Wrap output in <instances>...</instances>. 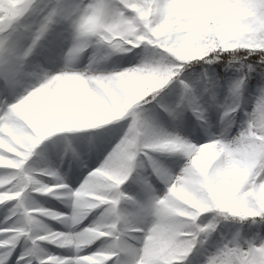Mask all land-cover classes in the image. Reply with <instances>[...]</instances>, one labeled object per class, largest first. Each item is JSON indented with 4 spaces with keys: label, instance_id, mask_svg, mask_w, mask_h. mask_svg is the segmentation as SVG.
I'll return each mask as SVG.
<instances>
[{
    "label": "rangeland",
    "instance_id": "1",
    "mask_svg": "<svg viewBox=\"0 0 264 264\" xmlns=\"http://www.w3.org/2000/svg\"><path fill=\"white\" fill-rule=\"evenodd\" d=\"M154 1L156 9L145 15L138 10L145 0H0V50L24 32L33 35V44L40 42L39 55L31 59L36 67L43 62V70L46 60L57 53L49 74L31 78L33 82L20 96L4 95L1 84L6 78L0 72V231L23 233L24 247L38 241L48 248L31 261L42 257L49 262L39 264H87L83 255L95 248L102 257L109 255V264H264V67L256 71L240 53V49L264 52V0H205L200 7L194 2ZM80 8L89 9L88 13ZM17 25L20 29L15 33ZM213 34L220 47L217 55L210 58L214 53L206 50L201 59L190 60L192 39ZM108 37H114L118 56L97 60L95 45L90 43L109 48ZM144 47L151 53H145ZM105 60L108 63L101 74L115 72L119 82L131 87L121 113L114 109V118L89 126L94 131L111 126L113 136L101 155L90 150L93 159L79 165L75 158L60 159L46 148L39 153L48 145L40 142L26 155L24 134L40 132L24 108L33 88L47 89L63 75L94 76ZM98 82L107 93L105 82ZM73 83L67 89L79 90L78 83ZM181 90L189 102L182 104L183 110L171 111L176 104L171 107L169 103ZM166 108L179 120L169 125L157 119L161 140L149 152L150 159L143 161L148 173L142 180L148 183L159 169L167 167L172 171L170 181H184L189 199L177 211L180 229L173 231L171 240H161L152 258L137 248L141 238L152 233V225L127 220L130 209L121 208L124 204L119 199L130 194L115 193L107 177L89 187L82 180L104 164L105 155L126 131L131 132L133 146L148 144L144 135L150 118L165 114ZM254 111L263 125L260 134L254 130ZM58 135L69 139L65 131ZM70 138L66 140L70 147L77 155L83 154L87 148L82 144L90 136H76L79 148ZM186 139L208 155L214 151L208 175L196 172L199 165L187 154ZM143 153L146 150L141 149ZM131 156L134 160L137 153ZM40 157L47 160L42 159L41 170H36L34 162ZM67 160L75 164L69 174L61 167ZM50 167H55V178ZM155 197L151 200L154 206L158 203ZM52 200L56 204H49ZM73 210L82 214L80 219L69 227L52 228ZM58 211L66 215L55 216ZM31 227L35 230L30 232ZM79 231L85 233L84 238L74 237ZM0 237V243L15 251L19 240L7 233ZM93 242L98 246H90ZM76 244L82 249L74 250ZM8 248L2 262L5 258L10 259L8 264H24Z\"/></svg>",
    "mask_w": 264,
    "mask_h": 264
},
{
    "label": "bare ground",
    "instance_id": "2",
    "mask_svg": "<svg viewBox=\"0 0 264 264\" xmlns=\"http://www.w3.org/2000/svg\"><path fill=\"white\" fill-rule=\"evenodd\" d=\"M170 2H176L178 5L193 4L194 2L196 7H200L203 3H205V0H170ZM154 4H156L154 0H145V2L139 6L138 10L142 14L149 15L152 11H154V9H156ZM80 10L85 11V8H80ZM88 10L89 9L85 12L88 13ZM153 26L156 28V24H153ZM17 28L20 29L18 25L17 27H14L15 33ZM152 31L153 36L156 35L154 28ZM17 36L18 37L14 39L13 44L3 50H0V72L4 75V78H6L5 83L0 86L4 90V95L7 98L20 96L22 89L26 88L28 84L33 82L31 78H40L44 74L48 75L50 68H53L56 64H54L55 59H57L56 53L52 56V58L46 61L47 66L43 70V65H45L43 62L42 67L39 66V64H37L36 67V62L34 64L31 59L39 55L40 42L38 41V44H33V42H35L33 35L28 36L24 32ZM106 39L111 44L109 48H102L101 46L96 45V41L90 43L91 46L95 45V54H97L95 58L97 60L103 57L112 59L118 56L113 47L115 42L114 37H108ZM143 50H145V53H151V50H149L148 47H144ZM107 63V60H105L103 64H100L97 68L99 70L94 72V76L89 75L85 78H68L66 75H63V77H61V81H55V83L47 89L43 88L42 90H37L36 88H33L30 93L32 96L29 97L31 101L25 103L24 108L29 111L35 127L40 132L38 134V131L36 130L33 131V133L27 132L26 135L24 134V146L26 147L25 149H27L26 155L39 144H42L43 146L48 144L47 147H43L39 150V153L42 152L43 149L45 151L46 148V150H48L53 156H57L59 154L60 159H66L69 157L75 158V160L79 162V165H81L83 161L88 163L91 159H93L91 157L92 153L90 150L95 153V155H101L104 147H106L112 138L113 131H111V126L109 127V130L108 128H105V126L100 129L97 128L96 131L92 128L95 125L97 126L100 122H104L109 118H114V109H117L119 113L124 110V101L128 96L127 91L129 87H131L125 82L124 84L119 82L117 73L115 72L101 74L100 69ZM9 66H12V68L14 67L13 71H11ZM31 67L33 68L32 70H30ZM34 69L38 70L35 71ZM100 76H103L104 79H101ZM98 80L105 82L108 89L107 93L103 92ZM73 81L78 83L79 90L72 89L74 91H69L67 89ZM70 88H72V86ZM165 98L166 96L162 98V102L160 103H164ZM189 99L190 98L184 90H181L180 93H175V98H173L170 101L171 103H169L171 104V107H174V102L176 104L175 109H171V111L177 112V110H183L182 104L189 102ZM163 111L165 114L163 113L161 116L157 115L150 118L151 122L149 123V127L144 135V139L150 141L147 142L148 144L138 142L136 146H133L130 141L131 132L130 130L126 131L105 155L106 161L104 164L101 163L99 168L91 170L87 174V177L82 180L84 186L89 187L90 184L94 183L97 179L108 178L111 183L112 190H115V193H122L125 191L130 194L126 197V199L123 197L119 199V202H123L124 204L121 208L125 210V208L128 207L130 209L128 212L129 214L126 216L127 220L139 224L152 225V233L149 232L146 234V237L141 238L139 247H137L145 257L152 258H154L159 252L161 240H171L174 236L173 231L180 229L177 228V211H179V206H181L185 200L189 199V194L183 190L184 181L179 179L170 181L172 171H169L167 167L159 169L158 172H156L155 177H151L152 174H150L149 177H151V180L148 183L144 184V180H142V178H144L148 173L144 169L143 161L146 158L147 160L150 159L149 152L154 147L155 142L161 140V132L159 131L160 125L158 123V120L160 121V119L158 118H162L163 122L169 125L174 124L179 120V117H177V115L173 116L172 112L167 110V108ZM251 117L253 118L254 130L260 134L263 125L259 118V114L254 111L251 114ZM92 124H94V126L89 127ZM45 129L47 131H45ZM64 131L69 138L66 140H71L70 137H73V141H75V145L77 146L76 147L74 145L76 148L80 147L77 144L76 136H90L86 144H82V146H86L87 148L84 149L83 154L77 155L74 149L70 147L69 143L64 140L63 137H59L58 134ZM43 133L44 136H42ZM37 142L40 143L37 145ZM185 142V147L188 149L187 154L191 160L194 161V163L199 165V169H196V172L201 174L206 173V175H208L211 170V163L214 161V157L212 156L214 151H211V154L208 155L206 151L196 147L192 140L186 139ZM0 148L2 147L0 146ZM28 148L30 149L28 150ZM141 149L146 150V153H143V156L140 155ZM87 150L89 151L87 152ZM132 153H137L134 160L131 156ZM95 155L93 157H95ZM42 159L47 160V158L40 157L35 160L34 164L36 165L33 166V168L41 170L39 163ZM68 160H70V158ZM68 160L65 161V163H61V167H63L64 172L67 174L71 173L75 169V164L72 162L73 160L70 162H68ZM92 162L93 161H91V163ZM49 171L54 173L51 175L55 178V167H50ZM80 171L81 169H78L74 172L77 174ZM182 176H184V174ZM143 188L145 189L143 190ZM158 191L160 192L157 193ZM153 195L156 196L155 198L158 197V203L156 206H154L151 202ZM136 197L140 200L138 203H136ZM117 198L118 196H115L113 204H116ZM49 204H56V201L52 200ZM1 205L2 202H0V206ZM65 215L66 213L63 211H58V213L55 214L57 217H63ZM81 216L82 214H80V212L73 210L72 215L55 222L52 228L56 229V226L69 227L80 219ZM34 230L35 228L31 227L30 232ZM55 232L56 233L54 234H57L59 231ZM5 233L8 234L9 238H15L19 240V242L17 243L15 251L14 249L11 250V248H8L9 244L5 243L3 245L0 243V264H8L10 262V259L6 260L5 258H3L4 262H2V253L7 250V248L11 250L16 259L25 261L24 264H39L38 261L49 262L48 258L42 257L37 260H30V258H33L34 256L40 257L42 252H46L48 250L44 244L36 241L30 246L24 247L26 239L25 236H23V233H8L6 230H3L0 231V236L5 235ZM88 234L91 238L92 234L90 232H88ZM177 234L180 235L179 233ZM84 236L85 233L83 231H79L74 237L84 238ZM94 244L98 246L97 242H93L90 246H94ZM132 247L134 248L136 246ZM21 248V252L23 253L20 251L18 253V250H21ZM73 249L81 250L82 246L80 244H76L73 246ZM94 249L95 248L89 250L83 255L85 263L109 264V260L106 257L109 255L102 257L98 254V251Z\"/></svg>",
    "mask_w": 264,
    "mask_h": 264
},
{
    "label": "trees",
    "instance_id": "3",
    "mask_svg": "<svg viewBox=\"0 0 264 264\" xmlns=\"http://www.w3.org/2000/svg\"><path fill=\"white\" fill-rule=\"evenodd\" d=\"M217 39L213 35H201L194 39H192L191 42V49L188 51V58L190 60H198L201 59L205 54L204 51L208 50L209 52H213L214 54L211 55L210 58H213L216 56V52L220 49L218 46ZM241 57L244 55L247 56V60L254 66L256 71H261V69L264 67V52L261 50L256 53H250V49H240ZM249 54V55H247Z\"/></svg>",
    "mask_w": 264,
    "mask_h": 264
}]
</instances>
